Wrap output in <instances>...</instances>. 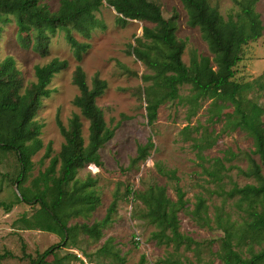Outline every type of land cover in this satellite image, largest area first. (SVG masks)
<instances>
[{"label":"rangeland","instance_id":"1","mask_svg":"<svg viewBox=\"0 0 264 264\" xmlns=\"http://www.w3.org/2000/svg\"><path fill=\"white\" fill-rule=\"evenodd\" d=\"M151 1L160 7L164 18L171 21L177 38L185 42L182 58L187 66L191 65L194 55L213 59L201 30L189 24L181 0ZM237 1L244 0H211V5L227 18L240 11ZM40 4L57 12L60 0H40ZM255 9L264 25V0H257ZM95 15L105 24V30L96 29L90 40L73 32L79 42L91 45L81 61L74 56L62 32L51 37L48 53L43 54L33 48L32 39L18 32L14 17H10L12 23H0V61L8 57L15 60L22 92L36 82V66H44L56 58L68 62V67L53 78L49 86L53 93L42 100L35 117V122L42 126L44 146L32 159L34 169L24 187L34 189L33 180L59 155L65 139L58 120L69 128L73 117L79 116L85 145L89 143L90 122L74 105V99L80 94L74 84L78 66L85 71L90 87L97 74L107 82V89L96 103L103 110L108 126L116 129L115 137L100 150V165L90 164L79 171L80 181H94L90 190L100 198V203L88 215L69 222L71 236L64 243L56 234L27 229L24 218H33L40 205L16 203L20 195L19 184L15 182L19 165L13 153L3 157L0 165V255L5 258L0 264H34L40 254L55 245L58 247L46 259V264H142L143 257L144 264H167L169 260L180 264H224L219 253L225 228L233 233V249L244 260H251L264 250V231L252 229L254 216L249 204L240 206L239 195L229 197L227 194L234 185H259L256 178L247 177L241 171H249L256 161L264 175V163L254 153V141L246 132L240 129L224 131L226 118L234 108L221 103L215 106L210 100H201L194 108L188 103L194 92L187 84L179 88L183 99L161 105L157 121L149 126L145 90L152 82L145 83L143 77L154 72L128 51L143 38L145 27L154 28L155 25L144 21H128L125 26L118 24V14L107 0ZM166 55L163 48L159 56ZM234 70V80L239 83L264 76V36L243 47L241 60ZM247 98L264 107V94L258 88L249 92ZM149 139L155 144L150 156L133 164L138 146L147 144ZM48 152L50 157H46ZM159 170L176 171L179 181L169 180ZM154 186L165 187L167 196L174 202L178 200L176 186L185 193L187 205L178 216L180 232L193 239L190 247L159 245L152 238L158 229L144 219L146 206L139 196ZM114 198H117V210L112 224L102 229L99 238L92 237L82 226L102 221ZM200 198L205 206L199 216H193ZM2 204L14 206L7 212ZM257 207L259 212L264 211L262 204ZM110 240V253L99 255L100 249Z\"/></svg>","mask_w":264,"mask_h":264},{"label":"trees","instance_id":"2","mask_svg":"<svg viewBox=\"0 0 264 264\" xmlns=\"http://www.w3.org/2000/svg\"><path fill=\"white\" fill-rule=\"evenodd\" d=\"M181 1L187 11L189 24L201 30L213 59L194 55L191 65L187 66L182 58L185 42L177 38L171 21L164 18L160 7L151 0H107L118 14V24L125 26L128 21H144L155 25L154 28L145 27L143 38L138 40L137 46L131 45L128 51L154 72L143 77L145 83L152 82L145 90L149 126L157 121L161 105L183 99L179 88L189 84L194 94L188 98V103L194 108L201 100H210L215 106L221 103L234 108V112L226 118L224 131L240 129L246 132L254 141V153L264 163V107L247 98V94L254 88L264 94V76L247 83L234 80V69L241 60L243 47L264 36L263 21L255 9L257 0L237 1L240 11L227 18L211 5V0ZM103 2L104 0H60L58 11L52 12L41 6L40 0H0V23H12L10 17H14L18 32L32 39L33 48L43 54L48 53L51 37L62 32L74 56L81 61L91 45L79 42L73 32L90 40L93 31L105 30V24L95 15ZM163 48L167 55L161 58L159 54ZM67 67L68 62L58 58L44 66H36V82L22 92V81L15 60L8 57L0 61V165L3 157L13 153L19 165L15 182L19 184L20 195L16 203L40 205L33 218H24L27 229L56 234L62 238L63 243L71 236L69 222L73 218L88 215L100 203V198L90 190L95 185L94 181H80L77 178L79 171L90 164L100 165V150L116 133V129L108 126L103 110L96 103L107 89V82L97 74L90 87L85 71L78 66L74 84L80 94L74 99V105L90 122L89 143L85 145L83 124L79 116L73 117L69 128L58 120V127L65 139L59 155L52 158L47 170L33 180L34 189L23 186L34 169L33 157L44 146L41 139L42 126L35 122V117L42 100L50 98L53 93L49 89L53 78ZM154 147L152 139L145 145H139L137 158L132 163L149 157ZM46 157H50L49 152ZM159 172L169 180L179 181L174 170ZM241 172L247 177L256 178L259 185H234L227 195H239L240 206L243 203L249 204V210L254 216L252 229L264 231V211L259 212L257 207L259 203L264 206V175L261 166L253 161L249 171ZM175 191L177 202L167 196L166 188L162 186L151 187L140 194L139 199L146 206L144 219L158 229L153 232L152 238L159 245L190 247L193 239L180 232L178 216L187 205L185 193L179 186L175 187ZM2 206L5 211L10 212L14 204ZM204 206V200L200 198L192 215L199 216ZM116 210L117 198H114L102 221L82 227L92 237L99 238L102 229L112 224ZM224 233L222 252L219 253L224 264H261L264 261V250L255 254L251 260H244L233 249V233L230 228H225ZM111 242L112 240L106 243L98 254H109ZM57 247L52 246L33 263L46 264V259L54 254ZM115 256L122 260L118 253ZM4 258L5 255H0V260ZM144 263L143 257L142 264ZM167 264L180 263L169 260Z\"/></svg>","mask_w":264,"mask_h":264}]
</instances>
